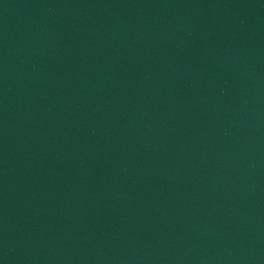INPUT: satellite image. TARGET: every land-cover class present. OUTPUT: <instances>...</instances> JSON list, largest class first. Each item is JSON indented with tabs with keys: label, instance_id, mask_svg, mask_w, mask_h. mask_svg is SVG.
Listing matches in <instances>:
<instances>
[{
	"label": "water",
	"instance_id": "1",
	"mask_svg": "<svg viewBox=\"0 0 264 264\" xmlns=\"http://www.w3.org/2000/svg\"><path fill=\"white\" fill-rule=\"evenodd\" d=\"M0 264H264V0H0Z\"/></svg>",
	"mask_w": 264,
	"mask_h": 264
}]
</instances>
